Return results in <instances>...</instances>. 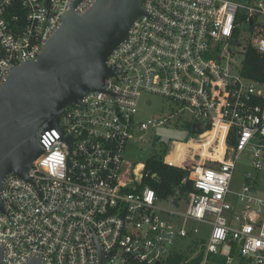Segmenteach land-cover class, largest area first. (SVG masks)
Wrapping results in <instances>:
<instances>
[{
  "label": "built area",
  "instance_id": "1",
  "mask_svg": "<svg viewBox=\"0 0 264 264\" xmlns=\"http://www.w3.org/2000/svg\"><path fill=\"white\" fill-rule=\"evenodd\" d=\"M95 1L0 0V88L17 66L38 58L74 2L83 14ZM143 5L145 14L109 57L113 75L103 90L68 106L60 128L42 134L30 180L14 173L4 179L3 264H100L101 255L105 264H164L177 238L201 234L197 222L211 233L187 261L202 254L198 264H264V82L244 76L230 48L245 58L251 46L264 56V0ZM149 94L174 104L171 114L137 121ZM177 107L190 113L192 130L203 123L206 130L186 142L192 147L182 157L164 160L189 170L187 198L178 189L162 199L141 187L145 164L131 165L125 152L136 128L170 123ZM247 163L252 168L235 191L236 170ZM182 199L184 211L161 204Z\"/></svg>",
  "mask_w": 264,
  "mask_h": 264
},
{
  "label": "water",
  "instance_id": "2",
  "mask_svg": "<svg viewBox=\"0 0 264 264\" xmlns=\"http://www.w3.org/2000/svg\"><path fill=\"white\" fill-rule=\"evenodd\" d=\"M76 4L38 58L17 66L0 88V210L6 176L14 173L30 180L29 170L43 153L42 134L60 128L68 106L80 103L89 91L103 90L113 75L109 57L145 14L144 0H96L83 14L75 12ZM205 130L206 123L193 126L195 134ZM29 264L43 262L35 258ZM100 264H105L104 255Z\"/></svg>",
  "mask_w": 264,
  "mask_h": 264
},
{
  "label": "rangeland",
  "instance_id": "3",
  "mask_svg": "<svg viewBox=\"0 0 264 264\" xmlns=\"http://www.w3.org/2000/svg\"><path fill=\"white\" fill-rule=\"evenodd\" d=\"M243 28L244 30L247 29L246 26H244ZM243 34H246V32L243 31ZM242 39H244V42L245 37L243 36ZM230 48L236 56L235 58L237 62L242 63L244 60V55L238 53L240 52L241 48L239 49L234 45H231ZM146 97L151 98V100L153 101L152 105H147L145 103ZM171 107L175 108V105L171 104L169 100L160 95H144L139 104V111L136 119L137 121H142L148 118H161L164 116H168L172 112ZM178 108L179 107L176 108L175 117L170 123L165 124L164 126L151 128L146 131H142L139 128H136L134 130L125 152V157L131 165H134L137 162L145 164L151 153L161 152L165 148V145L167 149L165 151L164 160L167 159V157H172L176 148V143L174 141L182 142L178 143L181 145L184 144V148L183 146H180V151H183L184 153L189 147H192L190 144L185 145L187 141L191 140L194 137H197L195 133H190L189 129L186 128V122L187 120L191 119V115L189 112H178ZM180 151L178 150V153ZM189 156L190 154H186L187 158H189ZM176 158L179 159L180 154H177ZM243 164H240L238 166L234 175L232 189L235 191H239L242 186L243 173L246 170H250L252 168L250 163H247L246 166H244ZM260 176L263 177V181L259 183L258 191L259 193L263 194L264 172L261 173ZM230 198L232 201L236 200V197L234 195H231ZM161 204L163 206H172L173 208L180 209L181 211H184L187 208V202H184L183 199L180 200L178 205H172L169 201H161ZM196 224L202 229L201 234L196 237L177 238L175 241V250L186 255V261L199 253L201 249V243L208 240L211 233V227H209L207 224L200 222H197Z\"/></svg>",
  "mask_w": 264,
  "mask_h": 264
},
{
  "label": "trees",
  "instance_id": "4",
  "mask_svg": "<svg viewBox=\"0 0 264 264\" xmlns=\"http://www.w3.org/2000/svg\"><path fill=\"white\" fill-rule=\"evenodd\" d=\"M241 72L248 78L264 82V56L259 54L254 47H248ZM186 128L189 129L190 133H193L192 125L188 121L186 122ZM166 149L165 145L161 152L151 153L148 157L145 163V172L148 173V176L144 178L141 187L149 186L153 188L162 199L175 195L179 189L178 197L187 198L189 191L192 190L193 183L191 180L183 183V180L188 176L189 170L165 163ZM201 258L202 254L191 261H186V255L176 251L167 258L164 264H194L199 262Z\"/></svg>",
  "mask_w": 264,
  "mask_h": 264
},
{
  "label": "bare ground",
  "instance_id": "5",
  "mask_svg": "<svg viewBox=\"0 0 264 264\" xmlns=\"http://www.w3.org/2000/svg\"><path fill=\"white\" fill-rule=\"evenodd\" d=\"M185 145H187V144H185ZM180 146H183V148H184V144L183 145L177 144V147H176V149H175L172 157L176 158L177 157V154H180V157H182L184 155V152L183 151H180V149H181ZM178 150L180 151L179 153H178ZM138 167L141 168L142 167V163H139V166Z\"/></svg>",
  "mask_w": 264,
  "mask_h": 264
}]
</instances>
